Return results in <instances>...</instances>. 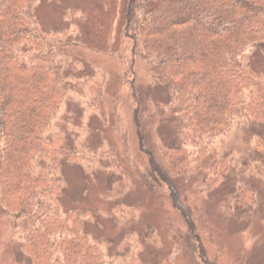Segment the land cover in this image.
Listing matches in <instances>:
<instances>
[{
	"label": "trees",
	"instance_id": "1",
	"mask_svg": "<svg viewBox=\"0 0 264 264\" xmlns=\"http://www.w3.org/2000/svg\"><path fill=\"white\" fill-rule=\"evenodd\" d=\"M38 1L0 0L1 201L33 264H108L80 234L75 214L62 217L55 203L63 182L61 147L43 132L66 92L82 96L84 89L65 82L56 63L60 43L40 31L34 15ZM118 33L164 88L161 100L146 99L152 131L160 122L174 129L157 148L165 174L198 176L208 187L223 180L229 214L251 217L257 190L248 177L234 176L213 143L242 122L264 125V80L245 64L248 52L264 46V0H121ZM89 93V106L104 116L102 82ZM149 165L152 170L151 157ZM129 264L141 263L132 258Z\"/></svg>",
	"mask_w": 264,
	"mask_h": 264
},
{
	"label": "rangeland",
	"instance_id": "2",
	"mask_svg": "<svg viewBox=\"0 0 264 264\" xmlns=\"http://www.w3.org/2000/svg\"><path fill=\"white\" fill-rule=\"evenodd\" d=\"M120 7L121 0L33 5L40 31L60 43L56 63L65 82L84 89L82 96L66 92L43 132L46 140L60 142V215L75 214L80 234L108 264H129L132 258L141 264H263L264 158L258 140L264 141V125L242 122L213 143L230 160L234 176L248 177L258 192V208L247 219L227 211L223 180L208 187L198 176L165 174L157 148L174 129L160 122L152 131L146 99L161 100L164 88L150 80L133 44L119 35ZM245 64L264 80V46L248 52ZM96 81L103 84L104 116L89 106V87ZM0 264H33L1 197Z\"/></svg>",
	"mask_w": 264,
	"mask_h": 264
}]
</instances>
